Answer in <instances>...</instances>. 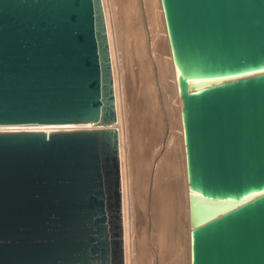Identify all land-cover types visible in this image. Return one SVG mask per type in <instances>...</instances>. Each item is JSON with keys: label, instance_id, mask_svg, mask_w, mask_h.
<instances>
[{"label": "water", "instance_id": "95a60500", "mask_svg": "<svg viewBox=\"0 0 264 264\" xmlns=\"http://www.w3.org/2000/svg\"><path fill=\"white\" fill-rule=\"evenodd\" d=\"M160 4L189 264H264V0ZM116 122L102 0H0V264H125Z\"/></svg>", "mask_w": 264, "mask_h": 264}, {"label": "bare ground", "instance_id": "6f19581e", "mask_svg": "<svg viewBox=\"0 0 264 264\" xmlns=\"http://www.w3.org/2000/svg\"><path fill=\"white\" fill-rule=\"evenodd\" d=\"M102 3L117 113L114 126L119 136L125 264H189V190L180 117L183 102L177 90L160 0ZM114 5L120 15L123 12V19L115 16ZM119 19L129 24L128 48L117 34ZM165 48L169 59L161 55ZM125 58L136 65L127 77L122 73ZM133 98L136 106L130 103ZM125 101L130 104L128 115L122 108ZM175 121L179 135L172 130ZM19 129L41 128L0 131ZM138 222L139 229L135 226Z\"/></svg>", "mask_w": 264, "mask_h": 264}, {"label": "rangeland", "instance_id": "374dc122", "mask_svg": "<svg viewBox=\"0 0 264 264\" xmlns=\"http://www.w3.org/2000/svg\"><path fill=\"white\" fill-rule=\"evenodd\" d=\"M119 4V6H122L121 5V3H123V2H121V1H119L118 2ZM118 6V8H120ZM113 8H114V10H115V16L116 17H118L119 16V18H121V19H123V12L121 11V14L122 15H120V12H117V5H114L113 6ZM121 9V8H120ZM120 9H119V11H120ZM119 14V15H118ZM121 16V17H120ZM118 20V19H117ZM120 22H121V24H120ZM122 22H123V24H122ZM126 23V24H125ZM127 23H128V21H124V20H120L119 19V23L117 22V34H121V35H119V39H121V42H122V44H127V42L129 43L131 40V36H130V32H129V27L127 28V26H129V24L127 25ZM126 25V26H125ZM123 28V30H121V28ZM120 28V29H119ZM127 33V34H126ZM125 34V35H124ZM129 34V35H128ZM159 35H161V36H164V34H163V32H159L158 33ZM126 35H128L129 37H130V39H128V36H126ZM126 38H127V41H125L126 40ZM130 44V43H129ZM128 44H127V48H128ZM161 55H162V57H164V58H167V59H169L168 58V53H167V49L165 48V50L161 53ZM125 59H127V60H124V62H125V64H126V67H125V65H124V63H123V68H122V73L124 72H127V74H124L123 73V76L125 75H128V74H130L129 72H132V71H130V70H135L136 69V65L135 64H133V63H131L130 61H128V58H125ZM128 63H127V62ZM131 63V64H130ZM130 64V66H127V65H129ZM128 67V68H127ZM130 67V68H129ZM128 70H126V69ZM127 77V76H126ZM153 79H154V76H153ZM154 86H155V90H156V85H155V83H154ZM156 94H158V92L156 91ZM136 99L135 98H133L132 99V101L130 102V103H132V104H134L135 106L137 105V104H135L136 102ZM159 102V101H158ZM160 104V103H159ZM123 107H125V114L126 115H128V112L130 111V104L128 103V102H124V105L122 106V108ZM160 111H161V113H162V109H160ZM175 133H177L178 135H179V131H178V123H177V121H175V125H174V127H173V129H172ZM163 151V150H162ZM162 151H160V154H159V156H161V154H162ZM135 226L139 229L140 228V226H141V223L139 224V222L138 223H135ZM139 235H141V230H139Z\"/></svg>", "mask_w": 264, "mask_h": 264}]
</instances>
